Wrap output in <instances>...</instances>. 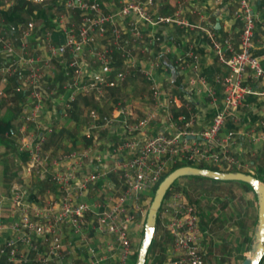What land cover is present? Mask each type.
<instances>
[{"label": "built area", "instance_id": "1", "mask_svg": "<svg viewBox=\"0 0 264 264\" xmlns=\"http://www.w3.org/2000/svg\"><path fill=\"white\" fill-rule=\"evenodd\" d=\"M16 1L0 0V8L8 10ZM24 1L25 5L46 3V0ZM55 2L64 13L54 17L61 41L55 42L49 29L37 35L40 26L32 19L8 23L4 25L6 34L0 32V52L12 55L9 62L0 60V97L5 96L7 78L16 75L19 80L16 90H25L23 102L30 101L29 106L22 108L24 119L15 127L21 132L16 149L25 159L18 161V174L2 185L0 193V260L3 264H72L63 259L74 251V243L78 241L88 255V264H102L112 258L113 264H126L131 249L126 227L140 225L146 214V207L140 201L141 193L159 179L165 166L181 160L196 164L225 163L237 169L245 166L232 153L236 133L224 125L239 121L236 111L247 95L264 97V50L261 55L253 52L258 14L250 0H233L232 17L239 23L235 51L229 37L216 38L198 8L194 10L199 23L189 24L180 18L179 9L170 16L150 11L153 0H119L110 8H102L99 0ZM71 14L77 15L76 21L67 20ZM164 23L203 32L217 61L227 69L225 76L214 78L221 85L222 99L217 101L214 88L197 72L199 54L188 45L176 57L175 64L191 74L186 92H204L213 109L210 123L194 133L190 130L193 115L185 117L177 113L174 116L173 109L181 106V100L155 78L161 51L151 48L149 60L141 62L134 56V49H140V43L159 41L162 36L155 35L152 28ZM144 27L148 29L145 31ZM37 39L40 41L38 53L29 55L28 44ZM86 50L90 55L88 69H81L79 61ZM143 51L148 52V48ZM168 51L164 48L163 52ZM55 65L57 70L60 65L64 68L62 90L68 93L65 106L77 96L98 102L105 91L121 86L135 73L147 82V108L140 116L135 104L128 101L118 102L107 113L87 108L88 130L101 132L117 128L121 134V139L105 150V156L94 140L87 146L55 156L42 153L45 133L51 132V128L39 131L36 122L45 94L39 78L44 72L52 76ZM86 71L90 75L81 80L82 72ZM248 77L258 80L263 90L254 91L245 85ZM160 111L166 115L171 134H147L148 126L157 120ZM25 120L37 128L36 133L24 131ZM192 134L197 138L189 141L186 136ZM119 154L126 156L118 158ZM105 160L112 161L107 172L118 171L121 189L116 197L109 196L106 201L88 202L84 199L85 191L104 174L100 165ZM85 168L89 169L82 173ZM20 178L24 185L19 182ZM31 182L35 186H31ZM47 182L54 193L49 189L36 192L35 187ZM30 193L34 197L30 198ZM155 223L169 234L174 252L173 257L161 264H205L202 240L206 231L201 230L196 205L188 200L184 190L172 188L163 196ZM89 231H96L102 237L101 253L89 242Z\"/></svg>", "mask_w": 264, "mask_h": 264}, {"label": "crops", "instance_id": "2", "mask_svg": "<svg viewBox=\"0 0 264 264\" xmlns=\"http://www.w3.org/2000/svg\"><path fill=\"white\" fill-rule=\"evenodd\" d=\"M140 1H145V0H140ZM114 5H117L115 3V0H106V4H102V7L108 8L109 6L112 7ZM251 6L254 12L258 14L257 23L259 25L258 31H257L258 33L255 32V36H254L255 44H254L253 52L255 55H261L264 50V6L262 5L256 6L253 4H251ZM234 7L235 5L233 3V0H153V3L149 7V10L156 13L157 15L170 16L172 15L175 9H179L181 19L185 20L189 24H198L199 17L196 14L194 9L195 8L201 9L202 14L206 17L205 23H207L208 25H211L212 29L213 27L216 29L215 31L213 30L216 38L218 40H222L224 37H229L233 50L236 51L238 47L239 23L236 19L232 17V10L234 9ZM216 9H218V12L215 15H213L214 10ZM158 25L161 26L163 24H158ZM158 25H155V26H158ZM155 26L152 28L153 33L155 31L154 30ZM173 26L176 27L175 24ZM178 28L180 29V27ZM147 29L148 27L145 28V31ZM176 29L177 28H175V30ZM175 30L174 32H172V35H169L167 39H164V42L161 41V38L164 35L160 31L157 34H155V35L160 34L162 36L158 42L155 41L154 44L153 43L152 44L140 43V46H138L140 47V49L139 48L134 49V56L140 62L149 60L151 48H153V50L155 51H161L159 56L163 54L169 60V62L172 64L175 70L173 80H171L170 70L165 65H162L160 62L159 67L162 66L164 69H167V71L164 69L159 71V67H158L155 71V74L158 75L157 81L164 82L163 84L162 83L161 84L164 89L168 88V91L170 87L173 88L174 92L170 91L169 93L178 96L179 99L181 100V106L179 108L173 109L174 116H176L177 113H182L185 117H189L190 114L193 115L194 122L190 130L194 133L210 123L211 117L213 114V109L209 105L208 98L206 97L204 92L199 93V94L188 92V94H186L185 87L187 86V79L191 76V74L188 72V69H183L179 67V65L175 64L174 61L176 57L182 54V52L188 47V45L192 47L195 53L199 54L200 60L198 63L197 72L199 75L203 76L207 85L214 88L217 101H220L222 99L221 85L219 83H216L214 81V78L225 76L227 74V69L223 64L217 61V58L212 52L211 48L209 47L208 40L205 37L203 32L199 31L198 29L187 28L184 31L185 34L183 35V38H181L180 36L177 35L178 32L177 31L175 32ZM255 31H256V27H255ZM258 35L260 36V40L258 38ZM160 41L162 43H159ZM146 47L148 48V52L143 51V49ZM159 47H160V50H158ZM164 48H168L169 51L163 52ZM207 66L213 69H216L210 81H208L203 74H200V72H202V69ZM263 67H264V61H263ZM135 77H139L141 79V81L145 84L146 92H147V88H148L147 82L144 80L142 76H140L137 73L133 74V76H128L123 82L122 86L124 84L126 85L127 81ZM175 79H176V83L170 84V81L173 82ZM166 84L168 85V87H166ZM244 84L250 87L254 91L263 90V87L259 83V81L252 79L251 77L245 78ZM132 89H134L135 91V87H133ZM21 90L25 94L24 95V98H25L26 92L23 89ZM182 90L183 92L180 93L179 91H182ZM108 91L109 90L105 92H108ZM145 95H147V93H145ZM248 96L250 99L248 100V97H245L243 103L238 107L236 111V115L239 118V121L235 124L230 123V122H225L224 128L233 130L236 133L235 134L236 143H235L234 148L232 149V153L238 157V160L242 162L243 165H245L241 168L239 167L238 169L237 168L233 170L229 169L228 171H241L245 173H248V171H250V174H251L252 170H250L251 168L250 166L254 161L250 160V158L247 159L248 150H250V148H253V149L256 148V150L260 149L263 152L262 154H264V146H263L264 144L263 143L264 141V120H263L264 119V97L260 95H253V94L248 95ZM60 97L64 99V96L60 95L59 99ZM77 97L80 98V96H77ZM90 101H92L95 105V107H92V108H95L99 113H102L101 109L103 107V102H104L103 99L98 102H95L92 99H90ZM141 104L142 105L140 108L142 109V111L140 114H137V116H140L144 112V110L147 108L146 107L147 104L145 102ZM80 105H81V109H84L85 107L89 108V106H84V104H80ZM112 107L113 106L109 107L107 112H109ZM66 114L67 113L63 112V116H62L66 120L63 124L64 126L72 123L70 118L67 119L68 114L67 115ZM254 114L256 118L252 122H250L249 117ZM42 120L45 122V124H48V122H51L49 124L53 123V119L50 120V117H47L46 119H43L42 117ZM55 120L56 121L53 124L54 126L57 125V122L59 121L57 119ZM86 121L87 120H84V122L81 125L76 124V130L78 132H85V135L88 134L89 136H91V140H94L98 144V147L101 149L100 151L101 154L105 156V150H107L109 146L117 143L121 139V134L119 133V130L117 128H113V129H110L107 131H101V132L100 131L97 132L91 129L88 130ZM227 124H230V126ZM79 127H81L82 130ZM156 132H162L166 135L171 134V130L168 128V125H167L166 115L163 111L159 112L157 120L152 121L147 128V134L149 135H153ZM49 133H45V137ZM186 137L190 139L189 141H192L193 138L194 139L197 138V136L194 134L186 136ZM91 140H90V143H91ZM90 143L85 144V145H82V144L78 145L76 148L87 146ZM60 152H64V150L57 151L56 153L52 155H50L49 153L48 154L50 156H55ZM125 156L126 154H119L118 158L125 157ZM255 157H258V156H255ZM255 162H256V159H255ZM111 163L112 161L105 160L102 163V165H100L102 171H104V174L100 178H98L97 181L93 185L89 186L86 189L84 199L87 200L88 202L93 201V200H97V201L105 200L106 201L109 196L116 197L118 192L120 191L121 182L117 176L118 171L107 172L108 171L107 167H109ZM256 164L261 165L260 163H256ZM205 165H210L218 169H224L227 166H231L225 163H220V164L206 163ZM88 169L85 168L82 171V173L87 171ZM241 169H245V170H241ZM177 184H181L184 186V192L187 198L189 197V199L193 201L194 204H196L197 210H198L200 228L201 230L206 231V233L203 236V240H202V255H203L204 263L205 264H219L220 262L218 261L216 256H213L210 258L211 248L215 246L217 243H221L223 245L224 243H226V240H223V241L216 240L217 233L214 232L215 226L213 225L214 224L213 220L218 216V214L223 213V210H225L226 207L222 203L219 204L218 206L212 207L213 204L212 205L208 204L207 203L208 200H206L205 202V199H202V198L204 195H209L213 197L214 195H218V194L223 195V196L224 194H227L228 195L227 198L232 200L233 198H235L237 193H239L240 191H243L242 194L251 193L253 195L252 200L257 208L256 202H255L256 197H255L253 190L251 189L252 190L251 191L248 187L244 186V184L242 183L238 184L236 183V181L235 182L232 181V183L231 182L227 183V182H216V181H212L208 179L191 178V177H179L177 179ZM46 189H49L51 193H54L52 186ZM2 190L3 189L0 190V193L2 192ZM254 197H255V200H254ZM247 203H249V199L247 200ZM247 220H248V215H247ZM254 221H256V214H255V219L253 220V222L250 221L249 224L243 219L239 222L240 226H242V229L238 231L239 233L241 232L239 234L240 239L243 242L248 243V249L246 253L249 252L250 245L252 242V235H253L252 233L251 238H250V236L247 235V232L250 229V227L253 226ZM222 223L223 222H221V224ZM215 231H218V229H216ZM224 232L225 230L221 232L222 235L224 234ZM220 237H224V236H220ZM88 238H89V242L95 245V247L97 248V252L101 253L100 249L102 245V241H101L102 237L98 236L96 231H89ZM151 240L153 242L148 252L147 264H154L155 260H165L168 257H173L174 252L172 251L171 238L169 234L166 233L160 225H158V223H157V228L156 229L154 228ZM227 244H229V242ZM130 251L131 253L129 256L131 258L133 257L132 248L130 249ZM85 253L86 252H84L82 244H80L78 241H75L74 251L68 255H65L63 262H70L72 264H88V257L85 255ZM244 254L245 253L243 252L241 256L240 264H241V261L246 256H248ZM103 262L104 264H113L114 259L113 258L108 259L107 261H103Z\"/></svg>", "mask_w": 264, "mask_h": 264}, {"label": "trees", "instance_id": "3", "mask_svg": "<svg viewBox=\"0 0 264 264\" xmlns=\"http://www.w3.org/2000/svg\"><path fill=\"white\" fill-rule=\"evenodd\" d=\"M99 1L101 3V6H102V4H106V0H99ZM24 3H25L24 0H17L16 3L11 8H9L8 10H3L2 8H0V19L2 17V19L6 23H13V24H17L20 21L25 20L22 17L23 15H21V14H24V15H26V16L30 17L31 19H34V20L40 19L42 21V25H41L39 31L37 32V35H39L42 32V30L49 29L51 34H52L53 40L55 42L61 41L60 28H59L58 24L56 23L55 18L52 16V14H50V11L52 10L53 6H55V5L57 6V3L55 2V0H51L49 3H44L43 5L36 7V8L33 5H25ZM251 4L256 5V6H260V5L264 6V1H262V0H251ZM102 8H104V7H102ZM257 24L258 23L256 22V25ZM173 25H174L173 23H165L161 26L160 25L155 26L154 34H157L158 32L161 31L164 35L161 38V41L164 42V39H167V37L169 35H172V32H174L175 28H177L175 30V32L177 31L178 32L177 35L180 36L181 38H183V35L185 34L184 31L186 30V28L180 27V29H179L178 26L174 27ZM213 30L215 31L216 29L213 27ZM161 41L159 43H162ZM39 45H40L39 39H37L35 42L29 43L28 47H27V53L29 55L33 54L38 49ZM11 59H12V55L0 53V60H4V61L9 62ZM163 69L164 68L162 66L159 67V71H161ZM164 70L167 71V69H164ZM215 71H216V69H213V68L207 66V67H204L202 69V72H200V74H203L205 76V78L208 81H210L212 79V75ZM63 72H64V68L60 65L58 75H57V78L59 81H61V79H64ZM70 72L71 71L69 70V73ZM19 73H20V71H19ZM89 75H90V72H88V71L82 72L81 80L87 78ZM155 78L157 79L158 75L155 74ZM11 80L15 86H18L19 80H18L16 75L11 77ZM174 83H176V79L173 82L170 81V84H174ZM117 90H118L117 87L109 89V91L106 95L109 97H112L114 99L116 97V95L118 94ZM132 91H134V89H132ZM179 92L182 93L183 90L179 91ZM15 94L20 101L24 100L23 98H24L25 94L23 93L22 90L15 92ZM67 94L68 93L65 92L64 90H62V89L60 90V95L64 96L65 101L67 100L66 99ZM186 94H188V92H186ZM47 96L48 95L46 93L43 95V102L45 99H47ZM246 97H248V100L250 99L248 95ZM107 102L108 101L106 100V103ZM80 104H84V106L95 107L94 103L92 101H90V99L88 97H85V96H82V97L80 96V98L77 97L68 106H65L64 108L55 109L53 112L49 111V109H47V108H44V105H43L42 109L40 110V112L36 116V122L38 123V126H39L38 130L44 132V130L47 127H50L51 133L47 134L45 139H44V142H43V145L41 148L42 153H49L50 155H52V154H54L60 150L66 151V150L76 148L78 145H81V144L85 145V144L90 143L91 136L86 138L85 132H78L76 130V124L81 125L85 120V116L83 118L80 115H78V112L81 109ZM48 112H51L50 113V120L53 119L52 124H49L51 122H48V124H45V122L42 120V117H44L45 113H48ZM63 112L68 114L67 119L70 118V120L72 122L69 125H66V126L63 125L64 122L66 121L62 117ZM17 117H18V115L16 113H14L9 108H5L4 111L0 114V176H2V177H4V176L9 177V178L15 177L20 170V166L18 164V161L25 159V155L21 154L17 151L16 144L14 142L15 141L14 140L15 132H16L15 127H14L15 126L14 122L17 120ZM255 118H256L255 114L251 115L249 117L250 122H252ZM55 119H57L59 121L57 122V125L54 126L53 124L56 121ZM227 125L230 126V124H227ZM5 151L7 153L9 151V153L8 154L6 153L7 155L3 156L2 154ZM183 165H191V166H196L199 168H207V169L216 170V171H228L226 169H218L216 167L208 166L205 164L192 163V162L187 161V160L177 161L173 165L165 166V168L163 169V172L159 176V179L154 184L149 186L147 189H144L141 193L140 201L142 204L145 205L146 209H147V207H148V205L152 199V196L154 194V190H155L157 184L161 181V179L167 173L172 171L174 168L179 167V166H183ZM251 175L255 176L258 180L263 181L264 180L263 176H262V175H264L263 166L257 165V167L255 168V173L251 174ZM187 177L208 179V180H212V181H216V182H227V183L231 182V181H223V180H214V179H210V178H207L204 176H187ZM19 182L22 185H24V180H22L21 178L19 179ZM174 182H172V184L166 190L164 195H166L171 190V188L174 187V185H175V184L173 185ZM1 184H2V182H1ZM3 184L5 185L6 183L3 181ZM244 184H246V183H244ZM50 185L51 184L48 182L43 183L41 185H38L37 188L35 187V190H36V192L41 193L46 188H48V187L50 188L52 186V185L51 186ZM246 186L251 190V188L247 184H246ZM0 188H1V185H0ZM29 197L30 198L34 197V194L30 193ZM188 200L191 201L189 199V197H188ZM254 200H255V197H254ZM191 202H193V201H191ZM196 209H197V206H196ZM197 214H198V210H197ZM144 220H145V217H143V219L141 221L140 236L138 237L137 243L135 244V246H133L131 243V248H132L133 254H134L132 264L135 263L137 249H138V246L140 244V240H141L142 233H143ZM255 222L256 221H254V224H255ZM132 225L135 226L134 224H132ZM152 242L153 241L151 240L150 245L148 247V250L145 254L143 264H147V261H148L147 256H148L149 249L151 248L150 246L152 245ZM85 255L88 257V255L86 253H85ZM163 261L164 260H155L154 264H161ZM0 264H3L2 260H0ZM102 264H104V262ZM257 264H264V253L261 256V258Z\"/></svg>", "mask_w": 264, "mask_h": 264}, {"label": "rangeland", "instance_id": "4", "mask_svg": "<svg viewBox=\"0 0 264 264\" xmlns=\"http://www.w3.org/2000/svg\"><path fill=\"white\" fill-rule=\"evenodd\" d=\"M50 1L51 0H46V3H49ZM115 3L118 4V1L115 0ZM32 5L35 8L41 6L38 4H32ZM50 14H52L53 17H57V15H60V14L64 15L62 9L58 5L53 6L52 10L50 11ZM21 15H23L22 17L25 20L31 19L30 17H28L24 14H21ZM32 20L36 25H39L41 27L42 21L40 19H35V20L32 19ZM67 20L68 21H70V20L76 21L77 15L71 14L70 16H68ZM0 24H1L0 32L2 31L3 34H6V32L4 31V29H5L4 25H7L8 23H6L1 17ZM258 26L259 25L257 24V27ZM257 27H256V32L258 31ZM258 38L260 40L259 35H258ZM97 46H100V44L99 45L97 44ZM36 52L38 53V51H35V53ZM65 58H66V60L69 59L68 56ZM89 60H90V55L88 54V51L86 50L82 54L81 61H79L81 69L88 67ZM57 69H58V67H57V65H55V72L53 73L52 76L51 75H45V72H44L39 78L40 79L39 85H41V88H42L41 90L48 95L47 99L44 100V108L49 109V111H51V112H53L55 109L63 108L64 103H65V100L63 98L60 97V99H59L60 90L62 89L63 80L62 79H61V81L58 80L57 75H58L59 70H57ZM161 83L163 84L164 82H161ZM121 86L118 87V90H117L118 94L116 95V97L114 99L112 97H109L106 95L108 92L104 93L103 98H102L104 101L103 107L101 109L102 113H105V112L107 113L108 108L117 104L118 102H127L128 101V102L135 104L136 109H137V114H140L142 111V109L140 108L142 105L141 103H144L147 101L145 98V96H146L145 93H147L145 84L141 81V79L139 77H135V78H132L129 81H127L126 85L124 84L122 87ZM133 87H135V91H132ZM166 87H168L167 84H166ZM16 88L17 87L13 84L12 80L10 78H7V84L5 85L4 90H3L5 93V96L0 97V114L4 111L5 108H9L14 113H16L18 115L17 120L14 122V125H15L14 127H16L18 124H20V120L24 119L25 115L23 112H21L22 108L24 106H29V103H30V101H25L22 103L17 98L15 92H18V91L16 90ZM167 90H168V88H167ZM170 91L174 92V89L170 87L169 92ZM106 100L108 101L107 103H106ZM86 110H87L86 107L84 109H80V111L78 112V115H81L84 117ZM51 112L45 113L43 119L50 117ZM85 120H87L86 116H85ZM26 124H28V126ZM24 125L26 126V127H24V129H25L24 131H26V133H30V132L36 133L37 128L35 126H33L32 124H30L28 122V120H25ZM79 128L81 129V127H79ZM20 134H21V132L16 130L15 138H14L15 144L18 142V138H19ZM263 143H264V141H263ZM263 146H264V144H263ZM260 151H261L260 149L256 150V148H254V149L250 148V150H248V153H247L248 158L247 159L250 158V160L254 161L250 166L251 168L248 166L250 168V170H252L251 174L255 173V167L257 166L256 163H260L261 164L260 166H263V169H264V154H262L263 152L262 151L260 152ZM6 153L7 152L5 151L2 155L6 156L9 153V151L7 154ZM255 156H258V157H255ZM255 159H256V162H255ZM208 166H210V165H208ZM224 169L233 170V169H235V167L233 165H231V166L225 167ZM241 170H245V169H241ZM262 176L264 179V175H262ZM181 177H187V176H181ZM11 179L12 178H9L6 176H4V177L0 176V185H1L0 190L3 189V186H2V185H4L3 181L5 183H8V182H10ZM177 179L173 183V185L175 184L174 187L177 188L178 190H184L183 185L177 184ZM1 182H2V184H1ZM233 182H235V181H233ZM262 182H264V180ZM231 183H232V181H231ZM236 183L244 184L241 181H236ZM30 185L35 186V183L31 182ZM244 186H246V184H244ZM174 187H172V188H174ZM29 190H32V189H29ZM242 192L243 191H240L239 193L236 192L237 194H236L235 198L232 197L233 198L232 200L227 198L228 197L227 194H224V196L218 194V195H214L213 197L209 196V195H204L202 198V199H205V202H206V200H208L207 201L208 204H211V205L213 204L214 206L212 205V207L218 206L221 203L226 207V209L223 210V213L218 214V216L213 220L214 221L213 225L215 226L214 232L217 233L216 234V240H219V241L226 240V243H224L223 245L221 243H217L215 246H213L211 248L210 258L213 256H216L218 261L220 262L219 264H222V263L223 264H240V260H241V256H242L243 252L245 253L244 255H249V252L246 253V251L248 249V243L243 242L240 239L239 234L241 232L239 233L238 231L240 229H242V226H240L239 222L242 219L245 220L246 222H248V224L250 221L253 222V220L255 219V214H256V206L252 200L253 195L251 193L242 194ZM248 199H249V203H247ZM237 212H239V213H237ZM247 215H248V220H247ZM221 222H223V223L221 224ZM140 225H141V223H140ZM140 225H139V227L133 226V225H128L126 227V231H127L129 240L131 241L133 246H135V244L137 243L138 237L140 236ZM254 227H255V224H253V226H251L247 232V235L250 236V238H251V234L253 233ZM154 228L155 229L157 228V223H155ZM216 229H218V231H215ZM224 230H225V232L222 235L221 232ZM219 231H221V232H219ZM96 233L98 236H100L98 234V232H96ZM213 236H214V234H213ZM220 236H224V237H220ZM228 242L230 245L227 244ZM130 253H131V251H130ZM132 263H133V257L130 258V256H128V259L126 260V264H132Z\"/></svg>", "mask_w": 264, "mask_h": 264}, {"label": "water", "instance_id": "5", "mask_svg": "<svg viewBox=\"0 0 264 264\" xmlns=\"http://www.w3.org/2000/svg\"><path fill=\"white\" fill-rule=\"evenodd\" d=\"M217 12L218 9L214 10L213 15ZM159 59L161 64L165 65L170 70L171 80H173L175 70L172 64L163 54L159 56ZM181 176H204L214 180L241 181L246 183L253 190L257 205L256 223L253 230L249 255L241 261V264H257L264 253V182L258 180L250 173L241 171H216L191 165H183L174 168L157 184L152 199L146 209L143 233L137 249L134 264L144 263L145 254L152 239L156 222V213L161 200L172 182Z\"/></svg>", "mask_w": 264, "mask_h": 264}]
</instances>
